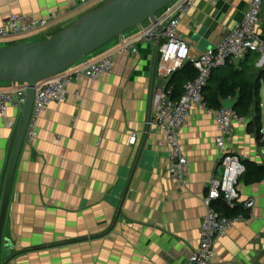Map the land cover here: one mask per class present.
<instances>
[{
  "label": "crops",
  "instance_id": "obj_1",
  "mask_svg": "<svg viewBox=\"0 0 264 264\" xmlns=\"http://www.w3.org/2000/svg\"><path fill=\"white\" fill-rule=\"evenodd\" d=\"M109 1L0 0V26L10 15L51 17L46 29L14 43L43 41ZM249 2L195 0L178 26L190 54L214 51L241 22ZM149 25L126 32L95 53L112 57L113 72L96 80H75L66 101L49 105L40 116L34 141L24 140L5 215L1 264H186L198 247L206 186L221 174L215 110H190L178 133L188 174L182 185L174 183L164 139L148 124L155 93L166 85L154 73L157 43L140 40ZM257 33L264 41V6ZM123 42L133 43L137 53H120ZM162 44L160 40L159 48ZM229 66L259 85L261 96L264 55L248 54ZM224 74L213 71L208 87H215ZM187 76V69H181L171 77L176 93L183 92ZM12 86L0 83V90ZM233 103L225 100L222 107ZM19 118L17 109L8 108L0 119V202ZM241 118L225 150L242 163L264 166V127L252 126L250 116ZM236 190L240 201H252L253 207L245 221L219 240L211 264H264V180L247 184L239 179Z\"/></svg>",
  "mask_w": 264,
  "mask_h": 264
},
{
  "label": "built area",
  "instance_id": "obj_2",
  "mask_svg": "<svg viewBox=\"0 0 264 264\" xmlns=\"http://www.w3.org/2000/svg\"><path fill=\"white\" fill-rule=\"evenodd\" d=\"M84 4L86 0H79ZM195 0H175L166 6L156 17L157 22L142 30L140 40L156 42L163 40L159 48L155 73L166 85L155 93L153 125L162 135L167 147L168 176L171 181L182 185L188 174L189 162L179 141V130L185 125L190 110L194 106L207 109L203 91L213 71L227 67L248 54L264 55V41L257 33L260 24L264 0H250L240 23L235 25L222 38L214 51H207L192 56L187 43L178 33V26L183 16L193 7ZM52 18L35 19L22 15H10L7 22L0 26V44L11 45L15 41L30 37L46 29ZM162 27V30H159ZM118 51L126 55H135L137 48L133 43H120ZM190 63L196 77L188 81L179 98L173 99L168 81L182 67ZM113 72V60L110 55L95 54L79 59L64 72L35 86L33 107L28 122L25 140L32 143L38 135L40 116L53 103L66 101L67 88L78 78L96 80L102 75ZM28 87L24 84L13 85L9 90H0V119L3 120L8 108H15L20 116L23 113ZM77 96V93H75ZM208 110V109H207ZM216 129L215 146L219 151L218 179H212L206 186V195L202 199L205 214L200 229L198 247L189 254L186 264H211L215 257L216 245L220 239L237 223L246 217L239 214L226 217L216 209L224 205L233 210L241 206L250 211L252 201L241 202L236 190L239 179L245 172L244 165L237 154L226 152V142L235 123L242 118L231 107H222L213 112ZM131 143L135 136H131Z\"/></svg>",
  "mask_w": 264,
  "mask_h": 264
},
{
  "label": "water",
  "instance_id": "obj_3",
  "mask_svg": "<svg viewBox=\"0 0 264 264\" xmlns=\"http://www.w3.org/2000/svg\"><path fill=\"white\" fill-rule=\"evenodd\" d=\"M175 0H111L96 8L55 36L43 40L0 47V83L28 87L22 115L16 123L8 150L9 166L3 175L0 202V264L2 239L11 184L19 152L24 144L37 84L64 72L79 59L97 53L112 40L156 17ZM162 30V27H159ZM155 68L160 40H156ZM155 73V72H154ZM226 107H233L227 105ZM10 245L8 244V247Z\"/></svg>",
  "mask_w": 264,
  "mask_h": 264
},
{
  "label": "trees",
  "instance_id": "obj_4",
  "mask_svg": "<svg viewBox=\"0 0 264 264\" xmlns=\"http://www.w3.org/2000/svg\"><path fill=\"white\" fill-rule=\"evenodd\" d=\"M159 14V13H158ZM14 46V44L8 45ZM182 69L188 71V81L196 77V72L190 63L185 64ZM225 70V74L221 76L215 87H205L203 91L204 102L208 110H219L225 100H234L233 109L236 110L240 117H251L252 126L260 130V87L257 84L249 83L244 80L242 72L237 69L227 67L221 68ZM181 70V69H180ZM179 70V71H180ZM167 87L171 88V96L173 99L180 97L176 93V87L172 84L171 79L167 83ZM204 93H206L204 95ZM250 127V126H249ZM245 172L240 179H244L247 184L257 183L264 180V166H259L253 162L247 161L242 163ZM217 211L226 217H233L239 214L248 216V211L244 210L240 205L230 210L224 205H218Z\"/></svg>",
  "mask_w": 264,
  "mask_h": 264
},
{
  "label": "rangeland",
  "instance_id": "obj_5",
  "mask_svg": "<svg viewBox=\"0 0 264 264\" xmlns=\"http://www.w3.org/2000/svg\"><path fill=\"white\" fill-rule=\"evenodd\" d=\"M14 45H16L15 43H12ZM0 47H7V45H4V44H0ZM260 123L261 125H263L264 127V87H263V90H262V93H261V96H260Z\"/></svg>",
  "mask_w": 264,
  "mask_h": 264
}]
</instances>
